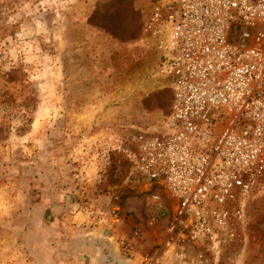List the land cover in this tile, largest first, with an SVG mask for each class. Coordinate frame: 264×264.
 Masks as SVG:
<instances>
[{
  "label": "rangeland",
  "instance_id": "374dc122",
  "mask_svg": "<svg viewBox=\"0 0 264 264\" xmlns=\"http://www.w3.org/2000/svg\"><path fill=\"white\" fill-rule=\"evenodd\" d=\"M157 1L0 0V264H25L23 227H42L47 210H83L94 228L107 222L125 264L146 255L182 264L178 242L186 264H264V182L234 238L214 249L168 233L156 208L174 199L124 156L170 105L160 51L144 32ZM45 234L28 236L37 244Z\"/></svg>",
  "mask_w": 264,
  "mask_h": 264
},
{
  "label": "built area",
  "instance_id": "2783aa9c",
  "mask_svg": "<svg viewBox=\"0 0 264 264\" xmlns=\"http://www.w3.org/2000/svg\"><path fill=\"white\" fill-rule=\"evenodd\" d=\"M144 32L171 100L124 156L174 199L156 208L170 235L219 248L264 182V0H158ZM175 248L186 264L183 245Z\"/></svg>",
  "mask_w": 264,
  "mask_h": 264
},
{
  "label": "crops",
  "instance_id": "0c3cea01",
  "mask_svg": "<svg viewBox=\"0 0 264 264\" xmlns=\"http://www.w3.org/2000/svg\"><path fill=\"white\" fill-rule=\"evenodd\" d=\"M16 211L13 210V223L18 221ZM85 217L83 210L72 212L47 210L44 219L48 222L41 223L42 227L35 224L32 219L29 223H25L23 227L27 232L25 245L29 247V256H25V264H123L121 259L116 258L113 241L109 237L113 235V229L111 228V232L108 231L110 228L107 222L99 224L101 228H94L93 222L89 224L90 220H86ZM13 228L15 231L20 230L15 224ZM42 231L46 233L42 235V239L37 244L31 243L29 237L34 232L41 234ZM60 254L64 255L60 256ZM20 258L22 256L13 255L14 261Z\"/></svg>",
  "mask_w": 264,
  "mask_h": 264
},
{
  "label": "water",
  "instance_id": "95a60500",
  "mask_svg": "<svg viewBox=\"0 0 264 264\" xmlns=\"http://www.w3.org/2000/svg\"><path fill=\"white\" fill-rule=\"evenodd\" d=\"M114 249H115V251H116V253H117V252H118L117 248L115 247Z\"/></svg>",
  "mask_w": 264,
  "mask_h": 264
},
{
  "label": "flooded vegetation",
  "instance_id": "af4514ba",
  "mask_svg": "<svg viewBox=\"0 0 264 264\" xmlns=\"http://www.w3.org/2000/svg\"><path fill=\"white\" fill-rule=\"evenodd\" d=\"M123 264H125V263H123Z\"/></svg>",
  "mask_w": 264,
  "mask_h": 264
}]
</instances>
